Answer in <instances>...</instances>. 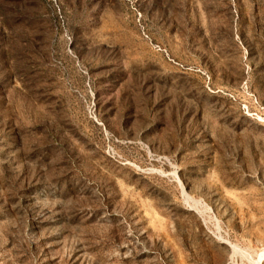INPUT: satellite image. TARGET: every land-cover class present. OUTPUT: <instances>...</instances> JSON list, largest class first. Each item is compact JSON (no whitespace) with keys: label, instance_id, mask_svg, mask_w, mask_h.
I'll list each match as a JSON object with an SVG mask.
<instances>
[{"label":"rangeland","instance_id":"374dc122","mask_svg":"<svg viewBox=\"0 0 264 264\" xmlns=\"http://www.w3.org/2000/svg\"><path fill=\"white\" fill-rule=\"evenodd\" d=\"M0 264H264V0H0Z\"/></svg>","mask_w":264,"mask_h":264}]
</instances>
